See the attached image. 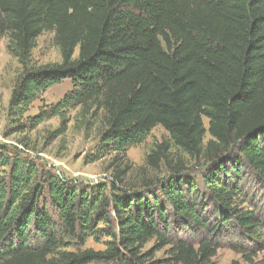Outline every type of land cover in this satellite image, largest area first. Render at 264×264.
I'll use <instances>...</instances> for the list:
<instances>
[{"label": "trees", "instance_id": "1", "mask_svg": "<svg viewBox=\"0 0 264 264\" xmlns=\"http://www.w3.org/2000/svg\"><path fill=\"white\" fill-rule=\"evenodd\" d=\"M46 32L54 33L62 62L33 65ZM0 36L22 66L11 117L71 80L56 106L29 118L31 127L60 117L62 135L68 111L78 108L99 118L96 162L124 159L162 126L179 151L202 161L221 220L261 237V221L234 204L244 167L264 183V0H0ZM12 149L0 145V264H148L153 253L141 250L153 240L156 250L171 246L179 264H208L216 255L209 240L197 247L168 237L171 218L208 227L196 188L185 193L173 184L180 168L161 181L160 199L151 190L160 181L131 184L128 168L117 169L109 185L85 186ZM160 156L148 163L158 168ZM102 237L105 250L82 249Z\"/></svg>", "mask_w": 264, "mask_h": 264}, {"label": "rangeland", "instance_id": "2", "mask_svg": "<svg viewBox=\"0 0 264 264\" xmlns=\"http://www.w3.org/2000/svg\"><path fill=\"white\" fill-rule=\"evenodd\" d=\"M8 47L9 38L0 36V145L16 149L22 154V158L36 162L41 169L50 171L66 181L85 186L109 185L114 180L113 174L117 169L128 168L126 180L131 184H140L142 178L160 181L151 189L160 199H163L160 192L161 181L170 177L174 168H180L181 171L177 173L178 177L174 178L173 184H180L178 187L185 193L190 190V185L196 188L195 193L202 197L199 211L208 227L185 228L171 218L168 234L170 240H187L197 247L202 240H209L217 247V251L208 264H264V183L255 170L249 166L244 167L242 179L238 184L240 193L234 205L240 212L254 214L261 221L262 225L255 228L260 238L247 237V233L234 220H221L215 203L209 197L210 193L204 181L206 169L202 161L192 159L179 151L169 132L162 126L154 128L142 144L130 148L124 159L116 161L115 156L111 154L96 162H90V159L100 145L99 131L102 122L99 118L94 119L92 115L86 118L78 108L68 111L66 118L69 122L66 132L62 135L57 134L62 127L60 117H52L35 128L31 127L29 118L56 106L72 90L71 80H65L42 93L23 116L11 117L10 99L22 66ZM61 62L62 56L54 33H44L39 37L32 52V64L42 66ZM205 123L208 128L207 119ZM210 139V134H207L205 142ZM157 151L161 152L162 160L159 167L155 168L148 163V157ZM164 206L171 210L168 204ZM107 240V237H102L99 241L90 238L82 249L103 251L106 249ZM156 246L157 242L153 240L141 250L142 254L153 253V258H149L148 264H179L172 261L171 246L161 250H156Z\"/></svg>", "mask_w": 264, "mask_h": 264}]
</instances>
